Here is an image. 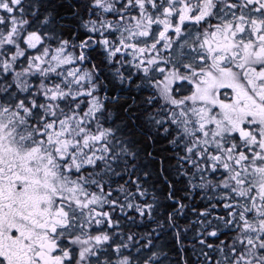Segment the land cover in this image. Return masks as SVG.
I'll list each match as a JSON object with an SVG mask.
<instances>
[{"label":"snow or ice","instance_id":"1","mask_svg":"<svg viewBox=\"0 0 264 264\" xmlns=\"http://www.w3.org/2000/svg\"><path fill=\"white\" fill-rule=\"evenodd\" d=\"M0 264H264V0H0Z\"/></svg>","mask_w":264,"mask_h":264}]
</instances>
